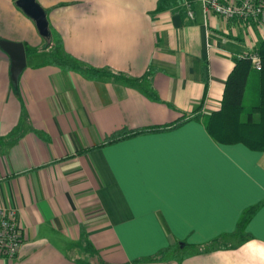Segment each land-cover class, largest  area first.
Returning a JSON list of instances; mask_svg holds the SVG:
<instances>
[{
    "label": "crops",
    "instance_id": "0c3cea01",
    "mask_svg": "<svg viewBox=\"0 0 264 264\" xmlns=\"http://www.w3.org/2000/svg\"><path fill=\"white\" fill-rule=\"evenodd\" d=\"M14 1L0 0V40L24 52L41 46ZM35 1L65 53L132 78L148 74L137 85L88 79L39 64L38 53L25 56L12 85L0 49V206L15 211L20 234L0 264H75L67 250L85 240L108 264H264V203L232 249L136 261L176 240L231 233L243 208L264 201V151L219 144L191 119L93 148L118 129L218 109L234 55L252 51L264 30L204 19L196 1L192 17L184 0Z\"/></svg>",
    "mask_w": 264,
    "mask_h": 264
},
{
    "label": "trees",
    "instance_id": "16d2710c",
    "mask_svg": "<svg viewBox=\"0 0 264 264\" xmlns=\"http://www.w3.org/2000/svg\"><path fill=\"white\" fill-rule=\"evenodd\" d=\"M43 39L45 42L41 46L25 49L26 57L42 53V60L39 63L41 65H52L65 71L78 73L88 79H111L127 85H137V82L146 79L148 74L146 72L140 78H132L107 68L86 65L63 51L60 38L49 26H47V34ZM252 52L256 53L259 58L260 69L255 70L246 58L234 59L233 66L225 77L218 109L206 114L195 113L190 117L183 116L159 126L128 131L118 129L93 148L141 134L170 131L191 119L200 122L209 137L219 144L240 143L249 150L264 151V36L257 42ZM251 78L255 80L254 91L249 82ZM138 85L140 86L139 83ZM140 88L145 95L153 97L148 87ZM247 88H250L251 91L247 92ZM248 94L249 100L246 98ZM263 203L264 201L261 200L243 208L231 233H221L198 244H187L176 240L172 245L160 248L153 255L136 261L180 260L191 254L215 249H232L248 238L244 231L245 225ZM82 250L86 253L87 258L80 260L79 264H108L86 240Z\"/></svg>",
    "mask_w": 264,
    "mask_h": 264
},
{
    "label": "built area",
    "instance_id": "2783aa9c",
    "mask_svg": "<svg viewBox=\"0 0 264 264\" xmlns=\"http://www.w3.org/2000/svg\"><path fill=\"white\" fill-rule=\"evenodd\" d=\"M192 1L199 4L202 17L214 15L222 20H234L264 30V0H184L186 14L192 17ZM235 59H248L255 70L260 69L259 58L252 51L234 55ZM20 242L19 227L15 221V211L0 206V257H13Z\"/></svg>",
    "mask_w": 264,
    "mask_h": 264
},
{
    "label": "water",
    "instance_id": "95a60500",
    "mask_svg": "<svg viewBox=\"0 0 264 264\" xmlns=\"http://www.w3.org/2000/svg\"><path fill=\"white\" fill-rule=\"evenodd\" d=\"M14 4L30 18L41 36L47 34V21L41 6L35 0H15ZM0 49L9 58V77L12 85L25 65V52L21 42L0 40Z\"/></svg>",
    "mask_w": 264,
    "mask_h": 264
},
{
    "label": "rangeland",
    "instance_id": "374dc122",
    "mask_svg": "<svg viewBox=\"0 0 264 264\" xmlns=\"http://www.w3.org/2000/svg\"><path fill=\"white\" fill-rule=\"evenodd\" d=\"M248 91L250 92L251 89L247 88V92ZM67 253H68V257L71 258L75 262V264H79L80 260H85L87 258L86 253H84L81 247L75 246V247L69 248L67 250Z\"/></svg>",
    "mask_w": 264,
    "mask_h": 264
}]
</instances>
